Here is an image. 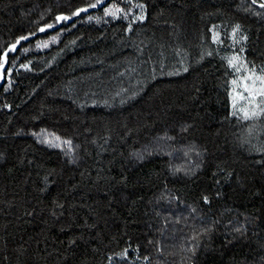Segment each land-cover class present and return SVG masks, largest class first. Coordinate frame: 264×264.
<instances>
[{"label": "trees", "instance_id": "16d2710c", "mask_svg": "<svg viewBox=\"0 0 264 264\" xmlns=\"http://www.w3.org/2000/svg\"><path fill=\"white\" fill-rule=\"evenodd\" d=\"M100 3L0 0V264H264V0Z\"/></svg>", "mask_w": 264, "mask_h": 264}, {"label": "rangeland", "instance_id": "374dc122", "mask_svg": "<svg viewBox=\"0 0 264 264\" xmlns=\"http://www.w3.org/2000/svg\"><path fill=\"white\" fill-rule=\"evenodd\" d=\"M233 62L239 66L237 68H241L238 58H235ZM240 77L232 83L231 107L233 111L251 114L263 101L264 95L260 93L264 91V76L246 74Z\"/></svg>", "mask_w": 264, "mask_h": 264}, {"label": "water", "instance_id": "95a60500", "mask_svg": "<svg viewBox=\"0 0 264 264\" xmlns=\"http://www.w3.org/2000/svg\"><path fill=\"white\" fill-rule=\"evenodd\" d=\"M109 0H105L103 2H101L98 6L96 7H88V8H82V9H86V11H81L78 10L77 14L73 17H69V16H65V15H62V16H59L58 18H62V17H67V19H58V25L55 27V29H59L63 23V21H67L68 23H72L74 22L78 17H80L82 14H88L90 13L91 11L95 10V9H102L105 7V5L107 4ZM47 28L43 29V31H39L38 33L36 34H33L31 36H27V37H23V38H20L19 40H17L14 44L10 45L8 47V49L3 53L2 55V61H3V64L0 66V85H2L5 81V78H4V70H6L7 66H8V60H7V54L13 50V51H16L19 49V46H20V43L22 41H26V42H29L33 39H35L40 33L44 32ZM13 45L15 46L13 48Z\"/></svg>", "mask_w": 264, "mask_h": 264}, {"label": "snow or ice", "instance_id": "6c2138e0", "mask_svg": "<svg viewBox=\"0 0 264 264\" xmlns=\"http://www.w3.org/2000/svg\"><path fill=\"white\" fill-rule=\"evenodd\" d=\"M101 2V0H98V3H100ZM252 2L253 3H256V0H252ZM97 5H92V7H96ZM260 7H264V3H261L260 4ZM81 11H86V9H81ZM117 11H119V9H117ZM58 19H67V17H62V18H58ZM41 31H43V29H41ZM15 46L13 45V48H14ZM261 95H264V91H261V93H260ZM245 115H247V113H245Z\"/></svg>", "mask_w": 264, "mask_h": 264}]
</instances>
